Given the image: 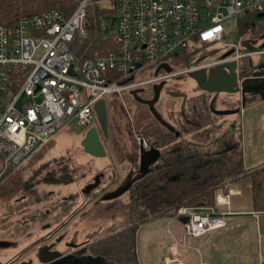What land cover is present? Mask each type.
Segmentation results:
<instances>
[{
  "label": "built area",
  "instance_id": "built-area-1",
  "mask_svg": "<svg viewBox=\"0 0 264 264\" xmlns=\"http://www.w3.org/2000/svg\"><path fill=\"white\" fill-rule=\"evenodd\" d=\"M71 1L75 8L69 15L45 11L12 26L0 24V181L70 122L75 120L83 130L95 127L94 106L107 96L227 63L236 62L239 74L245 59L251 65V59H256V67L264 64V35L258 39L261 48L253 51L225 42V26L232 19L251 17L258 28L264 24V0ZM93 5L109 12L113 24L104 33L109 30L114 47L103 56L96 53L78 61L72 44L91 38L87 20ZM218 46L227 53L209 63L173 66L183 55ZM246 79L240 77V83ZM139 143L148 149L143 138ZM173 218L188 219L185 233L192 238H202L226 224L213 207L181 208Z\"/></svg>",
  "mask_w": 264,
  "mask_h": 264
},
{
  "label": "rangeland",
  "instance_id": "rangeland-1",
  "mask_svg": "<svg viewBox=\"0 0 264 264\" xmlns=\"http://www.w3.org/2000/svg\"><path fill=\"white\" fill-rule=\"evenodd\" d=\"M104 5L109 7L108 4ZM103 20L106 21L107 28L112 27L110 18L103 15ZM225 27L226 43L237 44L241 49L249 46L251 51L261 48V40L255 41L251 34L241 36L237 20H230ZM226 53L227 49L218 46L192 56L183 55L173 61V66H200ZM251 61L253 65L256 64V59ZM151 87H145L148 90L147 95H150ZM171 92L185 94L188 96L187 100L201 96L214 113L211 115V124L214 127L224 125V128H227L232 125L237 131V122H240L245 168L251 170L264 166V106L255 110L248 108L251 99H246L247 95L208 94L193 77L185 75L169 81L156 104L158 113L171 125L174 124L178 113L182 111L187 114L184 99L172 98ZM130 94L131 91H125L106 97L109 119V140L104 144L108 151L106 158H95L85 152L81 144L89 129L83 130L74 120L59 131L44 149L21 166L18 171L41 197L36 204L23 205L17 203L21 197H16L11 200L12 208L0 202L1 264L17 255L21 257L20 264H41L35 248L38 240H44L45 244H55L54 252L68 256L58 264H101L99 259L89 257L84 247L96 236L114 232L123 226L124 218L121 213L107 217L99 208L96 209L94 204L139 178V139H142L140 132L153 118L147 108L134 100ZM259 96L264 99V93ZM153 99L154 97H151V100L147 101ZM238 110H242V113L236 114ZM218 137L219 134L212 138ZM214 139L200 146L209 148ZM181 140L194 142L193 135L183 136ZM39 169L42 173L35 176ZM7 181L9 179L6 177L0 181V198H4L11 189ZM96 182H100V186L88 192V186ZM249 182L248 178L238 181L237 184L246 193L231 198L232 202L243 210H251L254 207L246 189ZM119 198L123 203L129 202L128 193ZM157 221L145 224L138 233L139 264H165L169 243L168 228L166 222ZM246 234L251 247L242 257L244 264H260L258 253L263 251L264 244L262 243V248L251 229L248 228Z\"/></svg>",
  "mask_w": 264,
  "mask_h": 264
},
{
  "label": "trees",
  "instance_id": "trees-1",
  "mask_svg": "<svg viewBox=\"0 0 264 264\" xmlns=\"http://www.w3.org/2000/svg\"><path fill=\"white\" fill-rule=\"evenodd\" d=\"M74 8L71 0H0V24L12 26L24 17L45 11L56 10L69 15ZM103 15L108 16L109 12L94 5L89 8L87 29L91 38L83 44H72L76 60L93 57L96 53L103 56L107 50L113 49V40L104 33L106 21L100 19ZM238 26L241 36L251 34L258 40L264 35V24L258 28L251 17L239 19ZM252 71L250 59L243 60L240 77H249ZM185 109L186 115L182 111L176 115L172 125L174 130L154 123L140 132L152 149L160 151L158 161L147 174L132 181L126 192L128 203H123L121 198L109 201L103 198L94 204L107 217L121 213L124 225L114 232L96 236L86 244L84 248L89 257L99 259L101 264H139L137 244L142 226L171 219L181 208L214 207L218 194L227 193L230 184L244 176L251 178L255 212L264 214V167L251 172L245 169L240 122H237V131L232 125L227 128L212 126L211 115L214 113L201 96L189 98ZM217 134L218 138H212ZM189 135H193L194 142L181 140ZM212 139L209 148L200 146ZM18 170L3 177L8 178L7 183L11 185L5 197L0 198L6 207L12 208L11 203L16 197H24L21 205L36 204L41 197ZM41 173L39 169L35 176Z\"/></svg>",
  "mask_w": 264,
  "mask_h": 264
},
{
  "label": "crops",
  "instance_id": "crops-1",
  "mask_svg": "<svg viewBox=\"0 0 264 264\" xmlns=\"http://www.w3.org/2000/svg\"><path fill=\"white\" fill-rule=\"evenodd\" d=\"M168 83H166L161 95L164 93L165 89L167 88ZM151 86L152 87L149 90L150 95H147L148 90L146 88H141L138 90L139 91L138 98L141 99L142 101L151 100V97L155 96L154 88L157 85H151ZM246 88H248L247 91L249 92L251 87L249 88V86H247ZM130 95L134 99L133 95L132 94ZM181 95L182 94H178L176 92H171V97L174 99L177 98L179 100H183ZM140 96L146 98L142 99L140 98ZM246 99H251L250 103H248L249 105L248 108L250 109L255 110L257 108H261L262 106H264L263 104L264 99L259 95L248 93ZM107 105H108V100H107ZM142 105L147 108V110L150 113V116L153 117L148 121L149 122L148 125L159 123L152 115L149 107L144 104ZM173 108H174V104H173ZM234 116L236 115L234 114ZM95 126H97V124ZM241 131L242 129L240 128V132ZM108 140H104V144L107 143ZM150 150H154V149L152 148L146 149V152H150ZM243 156H244V165H245L244 149H243ZM99 159H104V158H99ZM154 159L155 158L153 157L152 160ZM139 163L141 169V165H142L141 154H140ZM155 165L156 162L152 164L151 167ZM260 167H264V166H260ZM255 169L256 168L251 170L248 169L246 170L248 172H251L254 171ZM244 178H248L250 180V182L246 186V189L253 201L251 178L248 176H244L238 181ZM238 181L230 184L227 193L218 194V197L216 199V205L213 208L217 212L218 216L224 218L226 224L223 228L213 233H210L202 238H192L186 235L184 223L181 222V219L171 218V219L159 220V222L161 221L167 223L168 235H169V243L167 244L166 257L164 260L165 264H244L242 257L244 256V254L249 252L251 247L250 242L246 239V236H248V234H246V230L248 228L252 230L254 238L258 240V243L260 242L261 245L262 243L264 244V222H262L264 214L255 212L254 207L251 210L250 209L243 210L239 205L234 204L232 202L231 199L232 197L243 196L244 193H246V191L244 190L243 192L242 190L243 188H241L237 184ZM258 257H259V263L264 264V248L262 252L260 251L258 253ZM13 258L8 260L4 264H9ZM1 263L2 262H0V264Z\"/></svg>",
  "mask_w": 264,
  "mask_h": 264
},
{
  "label": "water",
  "instance_id": "water-1",
  "mask_svg": "<svg viewBox=\"0 0 264 264\" xmlns=\"http://www.w3.org/2000/svg\"><path fill=\"white\" fill-rule=\"evenodd\" d=\"M251 67L253 69L252 75L246 77L247 79L245 80L244 84L240 83V75L237 72L238 65L236 62L217 65L216 67L211 69H202L196 72H192L189 76L193 77L197 81L198 85L202 88V90H204L208 94L225 93L228 95L240 94L243 96L247 95L248 93H252L254 95H259L260 93H264V64L258 67H253V65H251ZM162 68H165V70L169 71V68L167 66H162ZM165 85L166 83H161L154 88L155 96L152 101H142L141 99H139V91L132 92V95L138 102L149 107L152 115L160 124H162L167 129L174 130L172 125L162 118L155 107L160 99V95ZM247 86H249V88L251 87L249 92L247 91ZM181 96L184 99V103H186L188 96L185 94ZM94 113L97 118V126L87 131L81 145L85 152L92 157L105 158L107 157L108 152L104 145V140L109 139L107 100L102 99L98 101L94 106ZM237 113L241 114L242 110L236 111V114ZM140 154L142 165L140 169L141 175L139 177L147 174L152 164L158 161L160 151L155 149L150 150V152H146V149L142 144L140 146ZM151 157H154L155 159L152 160ZM130 185L131 184H128L125 188L119 190L118 192L104 197V200L109 201L119 198L128 191ZM99 186L100 182H96L95 184L88 186L87 191L89 192L91 190H95ZM181 222L185 224L188 222V219L181 218ZM262 222H264V217L262 219ZM52 248V246H46L40 250L39 259L41 264H58L68 258V256L63 255L59 252H52Z\"/></svg>",
  "mask_w": 264,
  "mask_h": 264
},
{
  "label": "flooded vegetation",
  "instance_id": "flooded-vegetation-1",
  "mask_svg": "<svg viewBox=\"0 0 264 264\" xmlns=\"http://www.w3.org/2000/svg\"><path fill=\"white\" fill-rule=\"evenodd\" d=\"M187 102V101H186ZM185 104V106H186V103H184ZM146 141V140H145ZM147 142V141H146ZM140 144V146L142 145V143H139ZM147 145H148V149L149 148H152L151 147V145L147 142ZM22 201H24V197L22 198H19V200L17 201V203H20V202H22ZM36 251L38 252V253H40V250L41 249H43L45 246H52L53 248H52V252H54V248H55V244H51V243H49V244H45L44 243V240H38L37 242H36ZM21 263V257L19 256V255H17V256H15V258H13L12 260H11V262L9 263V264H20Z\"/></svg>",
  "mask_w": 264,
  "mask_h": 264
}]
</instances>
